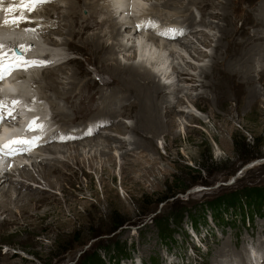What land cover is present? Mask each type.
<instances>
[{"label": "rangeland", "instance_id": "obj_1", "mask_svg": "<svg viewBox=\"0 0 264 264\" xmlns=\"http://www.w3.org/2000/svg\"><path fill=\"white\" fill-rule=\"evenodd\" d=\"M1 1L14 2V0H0L1 5L4 4ZM67 1L50 0L49 2L58 4L59 8L64 10ZM149 1L151 0L139 1L140 5L147 7L145 8L147 11L150 10L148 9L151 3ZM163 1L169 2V7H173L190 0ZM215 1L211 9H206V12L210 10L212 12L210 16L208 15L209 17L206 15L207 25H197L196 28L181 31L182 34L179 35L182 41L190 39L191 45L196 46L207 56L202 57L194 51L193 53L183 49V46L178 44V40L173 41V38L170 41V39L158 37V41L168 45L173 43L172 46L175 47V49H163V55L159 53L156 42L149 41L148 48L154 54L159 53L161 60L158 58L159 64L155 66L149 63L148 69L156 71L155 80L165 84L163 92L171 107L174 106L172 112L176 117L177 126L173 128L175 131H166L153 136V147L146 149L139 147L140 144L138 148L134 145V148L128 145V142L122 141L124 147L119 148L118 142L106 137L129 141L135 136L136 141L140 139L137 142L142 141L140 132L134 133L128 129L134 123L132 117L138 112V107H129L128 101H123L124 103L121 104L129 108L120 109L119 106H114V110L118 113L93 117L94 110L100 107L95 101L101 103L99 99L101 94L111 89V86L100 83L118 84L125 90L118 79L104 72L106 66L102 62V54L95 52L84 43L93 33L110 30L108 26L97 29L96 21L105 19L106 14L101 13L99 8L91 14L88 7L79 6L74 22L78 26L90 25L94 30H84L82 35L77 34L71 37L67 34L68 29L64 25L68 22L66 19L61 20L54 15L46 16L44 11H41L35 26L42 39L41 47L49 48L48 51L56 49L60 58L64 56L65 59L72 60L64 63L60 68L54 64L46 67L49 74L51 73L50 77L54 76L59 81L57 87L59 94L47 87V83H52L43 71L42 73L35 71L32 75L31 79L37 76L38 81L31 83V88L37 97H43L41 104L43 109L46 107V110L53 115L56 110L66 114L67 118L57 115L65 125L72 126L71 122L75 123V127L84 125L80 123L89 118L85 117L87 111H92L88 121L100 118V126L97 125L93 127L95 129H92L98 130L97 135L102 134L99 143L104 144L108 138L110 145L116 147L113 150L115 161L110 170L112 174H101L97 170L95 172L88 168V160L95 152H98L102 144L91 148L79 146V152H82L80 159L83 160L84 166L82 170L78 169L72 164L75 152L72 144L75 146L77 142L82 143L92 139L93 135L91 136V132L86 133L88 135H80L70 130L68 131L69 135H72L70 138L62 140L54 138L50 140L51 142L47 144L44 142L37 147L38 157L36 155L33 157L32 154L29 158H19L26 161L25 171L28 172L29 180L24 176L21 179L16 178L24 183L26 181L34 189L37 185L43 205L36 208L30 206L27 212L16 209L17 212L8 217L12 218L14 223L0 225V264H84L91 256L94 258L99 256L96 264H242L238 262L237 257H234V253L245 248L244 257L247 252L252 257L257 254L255 249L261 248L257 239L264 240V80L261 82L258 80L264 79V74L261 75L259 72L258 75L255 73L253 75L259 101L254 108H249L233 98L236 89L234 83L237 84L240 80L238 76L233 77L228 73L224 62H218L214 70L215 77L220 75L216 77L215 85L223 81L225 86L224 89H219L220 94L227 92L224 98L228 102H221V105H217L220 100H214L213 94L211 95L208 89L199 86L202 80L205 81L200 77L199 71L200 69L209 70L211 65L215 41L220 35L215 25L217 22L224 24L221 14L225 13V9H221V4L227 5L229 22L233 20V25L228 27L227 31L233 28L235 40L239 42L242 40L240 38L244 37L239 35L240 31L245 36H252L257 30L259 33L264 31V26L255 24L254 8L260 0ZM156 4L160 5V3ZM135 5L137 4H132V6ZM202 5H193L187 12L193 13L196 22L203 15V10L199 8ZM159 8L163 9L161 5ZM179 8H172V10ZM172 10L152 11H155L159 19L161 18L160 20L155 18L158 23L162 19L164 21L161 23L175 17L176 21L180 22L186 12L181 17ZM112 12L110 9L109 15H113ZM123 14L114 15L120 20L127 15ZM128 18L133 19L130 16ZM48 25L58 26L61 32H42L41 29ZM193 29L203 31L205 34L203 44L197 39L202 36H195L196 32ZM4 32L6 30L2 27L0 33ZM122 33L121 37L128 34L127 31ZM129 34H132V31ZM111 35L113 33L104 35L107 43H114ZM8 37L15 39L14 35ZM52 40L59 46L52 44ZM65 41L70 42L69 46L62 45ZM124 42L127 41L124 40ZM230 42L231 38L224 39L222 45L227 46ZM130 53L132 50L119 53L120 61L129 62L130 60L126 57ZM226 60H232V58L226 54L224 61ZM259 65L260 62H256L257 70ZM181 68L187 73L176 78V71L182 70ZM260 68L264 70V67ZM163 74L171 76L166 78ZM13 86L21 87L20 84H13ZM242 87L245 90L248 89L246 84ZM70 90L75 91L72 97L64 98L63 94ZM180 100L181 102L178 103ZM78 105H80L79 110H77ZM123 112L125 114H120ZM180 112H184L185 115ZM190 114L197 119L189 122ZM79 116H82L80 118L83 120L78 118ZM200 116H203V119ZM59 126L63 133L67 132L66 129L63 131L64 125L60 122ZM124 130L126 134L122 135L121 132ZM103 133H107L106 136H103ZM146 136L148 137H144L145 141L152 138L149 133ZM49 145L59 150L48 153L46 149ZM42 158L52 160L53 166L60 165L56 161L60 163L61 160H67L74 168L67 172L63 180L54 172L46 175V178L52 182L50 185L51 183L46 182L44 174L33 170L35 163L39 164L40 168L51 167L45 162L41 163ZM6 161L9 162L8 157ZM100 161V158L95 159L94 166L100 168ZM252 161L254 164L251 167H244ZM235 175L237 178L232 181ZM183 185L187 188L179 189ZM243 189H250L252 193L240 194L239 191ZM173 191L175 194L169 196ZM224 194L233 195L228 199H230L229 202H234L227 204L219 201ZM249 196L252 198L250 199ZM15 202L18 203L17 207L24 203L22 200ZM47 209H50L47 217L36 216V212ZM175 213H180L181 217L178 221L171 219V215ZM3 218L4 215H0V220ZM163 220L167 223V230H161L158 227V224L165 223ZM116 225L118 226L115 227ZM246 243L252 245L248 247ZM224 244L232 253L225 255L222 260L220 252ZM261 252L264 250L262 249ZM252 263L255 264L254 261Z\"/></svg>", "mask_w": 264, "mask_h": 264}, {"label": "bare ground", "instance_id": "obj_2", "mask_svg": "<svg viewBox=\"0 0 264 264\" xmlns=\"http://www.w3.org/2000/svg\"><path fill=\"white\" fill-rule=\"evenodd\" d=\"M49 1L50 0H45V2L41 5H39L40 4V2H39L36 4L37 6H35V7H33L34 6L33 3L28 2V0H14V2H11V3L1 1L6 6H4V4H2L3 6L0 4V8H1L0 9V27L1 28L3 27L4 30H6V32L0 33V42L4 41L9 35L10 36L14 35L15 39H19L20 37H23V36L26 39H28L29 34L30 35H36V31H34L31 28L26 27V26H30V27L35 28V26L37 25V22H38L37 17L39 15L41 16V14H40L41 11L42 12L44 11L46 16L54 15L58 19H61V20L66 19L69 23L68 22L64 23V25H65V28L68 29L67 34H69L71 37H74L77 34L82 35V32L84 30H88V29L94 30V28L90 25H87V24H82L81 26H78L74 22V18L76 17V12H77L78 7L79 6L88 7L89 8L88 11L91 14H94L95 9L99 8L101 13L106 14V17H105V19H102L100 21H96L97 26H98L97 29L108 26V28L110 30L108 32L107 31H103V32L100 31L101 34L100 33H93L92 36L87 37V39L84 43L89 45L91 47V49L93 48L95 52L102 54L101 55L102 56V62L106 66V68L104 69V72L107 74H110L114 78L118 79L120 84H121V87H125V90H123L124 88H120V85L118 86V84L113 85V84L100 83L101 85L103 84L104 86H111V89H109L108 91L101 94V98H99V99L102 101L101 102L102 104L99 103L98 101H95V103L97 102V105L100 107H98L97 109L94 110L93 117H98V116L101 117V116H106V115L110 116L113 113H116L117 110H114L115 109L114 106H119L120 109L129 108L131 106L132 107L133 106L138 107V112H136L135 115L133 114L134 116L132 117L134 123H132L128 127V129L130 130V132H132V131L134 133L140 132L143 139H142V141L137 142L140 139H138L136 141L135 136L133 138H131L129 141H127L125 139H121V138L117 139V138H114L111 136H106L107 133L106 134L103 133V136H106L109 139L114 140L115 142H118L119 144L117 147H119V148H123L124 143L128 142V145L129 144L132 146L135 145L136 148H138V144H140L139 147H144L146 149L149 147H153V136L157 135L158 133H165L166 131H168V132L173 131L174 130L173 128H175V126H177L176 117L173 115V112H172V109L174 106L171 107L169 100L166 98V94L163 92V89H165V84H161L159 80L156 81L157 79L155 80L156 76L154 75V73L156 71L154 72V71H151V69H148L149 68L148 64L150 63V65H152V63H153L154 66L159 64V61L161 60L159 58L160 57L159 53L163 54V49H167V50L168 49H175V47L172 46L173 43L168 45V43L165 44L161 41H158V37H160V35H157V38H156V33L153 35V32H163V31L168 30L169 33L166 35L167 39H170V41H171V38L174 39L173 41L178 40V44L182 45L183 49H186L189 52L194 51L195 53H198V55L205 57V56H207L206 54H203L200 51V49H198L196 46L194 47L191 45L190 39L182 41L181 39H179V35L176 34L175 31L171 35H169V34L171 32V29L181 32V30L178 29L179 25H180V28L182 29V31L187 30V29H191L194 27L196 28L197 25L198 26L203 25V24L207 25L208 22L206 21V18H207L206 15L210 16L212 12H211V10L209 12H206V9H211L212 5L216 1L215 0H190V1L188 0L189 2L186 1L187 3L183 2V3L178 4L176 6L170 5L173 7H169V5H168L169 2H167V1L151 0V1H149V2H151L149 5L150 8H148V9H150L149 11H147V9H145L147 7H143V5H140L141 4L139 2L140 0H68L67 4H65V6H64V8H65L64 10L59 8L58 4H53ZM51 1H53V0H51ZM144 1H148V0H144ZM133 3H135L137 5L132 6ZM156 3H160V5L163 9H168V10H172V8L180 7L179 9L172 10V11L176 12V14H178L179 16H181L185 12L187 13L189 11V8H191L193 5L203 4L201 7H199L201 10H203V15L201 16L199 21L196 22L193 13H191V14L185 13L183 17L181 16L183 19H181L180 22L176 21V17H175L174 18L175 21H173V19L172 20L166 19V21L163 22L162 25L157 26L156 24L158 22L155 21V18L158 20H160L161 18L159 19V17L157 15H155V11H152V10H155V9L163 10V9H160L159 8L160 5H157ZM7 4L10 7H7L8 6ZM100 5H103V6H100ZM218 5H220V4L218 3ZM31 7H33V8H31ZM119 7L122 8L123 11L122 12H120V10L116 11L115 13H118V16H120L121 14L124 15L123 13L128 14V10H130L134 13H137V16H135L134 19H129L128 18L129 16L127 17V15L124 17L121 16L123 18L119 20V19L115 18V15L113 14V12H112V14L114 16L109 15V10L111 8L117 9ZM221 7H222L221 9H225V11H224L225 13L221 14L222 15L221 20H223L224 24L222 25V24H219L217 22V25H215L217 27V30L220 33V35H219V38L215 41V49H214L215 52L212 55L211 65L209 67V70L208 69L207 70L200 69V71H199L200 77H202L205 80V81L202 80V83L199 86L203 87V89H208L209 93L211 95L213 94L214 100L215 99L220 100L217 102L218 103L217 105H221L222 104L221 102H224V103L228 102L227 99L224 98L227 95V92H225L223 94H220V92H219V89H224V87H225L223 81H221L218 85H215V81L217 80L216 77L220 76V75H216V77H215V75H214V70H215L216 64L218 62H222V63L224 62L228 73L233 77L238 76L239 80H240L237 84L234 83L236 85V89H235V92L233 93V95H234L233 98H235V100L239 101L241 104H246V106H248L249 108H254L258 104V101H259V95L258 94L259 93L256 90V87L254 86L255 77H253V75H254V73L258 75L259 72L261 75L264 74V70L260 68V67H264V36H262V32H264V31H261L259 33V30H257V31H255V33L252 36H250V35L245 36L242 31L238 30V32L240 31L239 35H243L244 37L240 38L242 40H240L239 42L236 41L235 40V34L233 33V28H230L231 30L227 31V28L231 27L233 25V20L231 22H229V20H228L229 18H227L229 15L228 12H226L227 5L224 6L221 4ZM254 9H255L254 13L256 15V23H255L256 26H264V0H260ZM145 10L147 12H145ZM27 16L29 18L34 17V20L31 21L30 23H26V24H23L21 22H17V23L11 22L13 19H16L19 21V18L23 17L25 19V18H27ZM217 17H219V16H217ZM44 18H46V17H44ZM5 21H9V22L5 23ZM162 21H164V20L162 19L161 22ZM148 24H150L152 27H154L153 29L151 28V30L153 32L151 30L145 31L146 26ZM41 27L43 28V26H41ZM78 27H80L81 30L78 29ZM26 28H27V30H26ZM147 29H149V27H147ZM10 31H14V32L11 33ZM41 31L42 32L44 31L46 33H49L51 31H54L55 33L61 32L58 29V26H55V25L44 26L43 30L41 29ZM123 31H124V33H125V31L128 32L127 36L125 35L124 37H121V35L123 34L122 33ZM130 31H132V34H129ZM137 32H140V34L136 35L135 33H137ZM148 32H150V33H148ZM195 32H196L195 36L196 35L202 36L201 38L198 37L197 39L203 44V36H205V34L200 29H198ZM111 33H113V35H111V38H113L114 43H107V41L104 40V35H106V34L108 35ZM143 34H145V35H143ZM144 36H145V40H144ZM228 38H231V42L229 43V45H227V46L222 45V41L224 39H228ZM160 39H165V38L161 37ZM124 40H126L127 42H124ZM149 41L156 42V45L159 48V49L157 48L159 51V53H158L159 55L154 54V52L150 51V49L148 48V45H150ZM129 42H131V43L129 44ZM34 43H35L36 49L39 46H41L40 42L37 40H34ZM175 43L177 44V42H175ZM31 44H33V43H31ZM52 44L59 46V44L56 41H53ZM69 44H70L69 41H65L62 43V45H66V46H69ZM153 45H155V44L153 43ZM51 50H53V49H51ZM129 50H132V53H130L126 58H127V60H130V61L127 63H122L119 59L118 54L121 53L122 51L127 52ZM167 50H166V52H167ZM58 53L59 52L56 53V55L53 57V59L48 60L43 68H41L40 70H38V69L35 70V71H41V73L43 71L44 74H46V76L50 80L49 82L52 83V84L47 83V87L50 90L56 91L57 94H59L57 91L59 81L57 79H55L54 76L50 77L51 73L49 74V71L46 70L47 69L46 67L51 65V64H54L55 66H59V68H60L64 65V63H69L70 60H72L69 58L61 60L62 57L60 58ZM52 54H54V53L52 52ZM52 54L50 53V51L42 52V55L44 57H49ZM226 54L229 55V58H232V60H226V62H225L224 60L226 58ZM215 56H216V58H215ZM19 59H24V58L20 57ZM11 61L14 62L13 60H11ZM256 62H260L258 70L256 69V67H257ZM217 66H218V64H217ZM181 69L182 70L176 71V73H177L176 78H178L180 76H184V74L187 73L183 68H181ZM35 71H33V74L35 73ZM169 75L166 76V74H165L164 76H166V78H168L171 76V75L170 76ZM15 76H16V78H14V79L8 78L7 80L0 82V89L2 91H5L7 89H10V90L12 89L14 91L18 90L20 92H23V94L27 95L28 97H30L29 95H31V97L28 100V103L30 104L31 98H35V96H33L34 95V93L32 92L33 90L27 84V82L30 81V79H29L30 77L27 76V73L25 74L24 72H21L20 70L16 73ZM258 80H259V82H261V80H264V79L261 78ZM53 83H54V85H53ZM13 84H20L21 87L13 86ZM243 84H246V86H248L247 90H245L242 87ZM72 91L73 90H70L68 93L63 94L64 98L66 96H69V98H71L73 93L75 92V91H73V92ZM85 93H86V91H85ZM94 96L97 98L96 95H94ZM131 97H132V101H131ZM75 98L77 99V97H75ZM42 99H43V97H37L36 99L33 100V102H32V107H34L33 112H42V110L46 109L45 106H44L45 107L44 109L41 106L40 101ZM77 101H78V99H77ZM123 101L124 102L128 101L127 106H129V107H125L124 105H122L121 103ZM179 102H181V100L178 101V103ZM39 105H40V107H38ZM79 106L80 105H78L77 110H79ZM15 107H16V104L13 105V108H15ZM2 108H3V111L5 112L4 114L6 115L8 113V112H6L7 106L5 105ZM162 109H164V113H162ZM175 109H177V108H175ZM46 111L48 112V110H46ZM31 113L32 112H27V115H29ZM43 113L44 112H42V114ZM75 113L77 115V111H75ZM91 113H92V111H87V116H85V117L90 118ZM22 114H24V113H22ZM120 114H125V112L120 113ZM175 114L177 115L178 113H175ZM181 114L185 115L184 112H182ZM57 115L61 116V118H64V116H65V118H67L66 114L62 113V111L56 110V113L54 114V116L57 117ZM80 117H82V116H79L78 118H80ZM200 117L203 119V116H200ZM200 117H198V118H200ZM89 118L80 123V124H84V125L69 128V130L72 133L76 132L80 135L81 134L83 135V134H86L88 132H91V136L93 135L92 139L86 140L82 143L77 142V144L75 146H74V144H72V146H73L72 149L75 150L74 155L72 157V159H73L72 164L74 166L78 167V169H80V170L83 169L84 164H83V160L80 159V154L82 155V152H79L80 151L79 146H83L84 148H86V146H90V148H91L93 146H96V145L100 146L102 144L101 142L99 143V141H100L99 138L102 137V134L97 135V134H99L97 132L98 130L97 131L93 130V129H95L93 127H95L97 125L100 126V123H101L99 121L100 118H97V120L88 121ZM207 118L209 119V116H207ZM196 119L197 118L195 116L190 114L189 122H190V120H196ZM81 120H83V118ZM87 122H90V123H87ZM21 123H22V121H19L17 124L11 125L7 129L15 130L16 128L22 126ZM106 129H108V128L106 127ZM66 130H68V129H66ZM34 132L35 131H33V133ZM134 133H132V134L135 135ZM148 133L152 135V138L145 141V138L148 137V136H146ZM121 134L125 135L126 131L124 130L123 132H121ZM86 135H88V134H86ZM108 138H106V142H104V144H102L101 148H98L99 153L97 152L98 153L97 154L95 152L90 157V159L88 160V168L93 169L95 172L97 170L101 174H104V173L112 174L110 170H112L111 168H112V166H114V161H115L114 155H113V150H115L116 147L112 146V144L110 145V142H109L110 140H107ZM51 139H54L52 137V135L50 137H47V140L45 141V143L47 144V142H49ZM123 140H125V141H123ZM121 141L124 143H122ZM41 144H44V141H41L40 143H38L36 145V148H35V150L32 151V154L33 153H37V154L39 153L38 150H36V149H37V147H40ZM68 145H70V144H68ZM135 146H134V148H135ZM49 147H50V145L46 149V151L48 153L49 152L55 153L56 150H59V149L54 148V147L53 148H51V147L49 148ZM40 151H41V148H40ZM101 155H104V157H101ZM36 156L38 157V155H36ZM8 158H9V162H7L6 160L4 162V158L2 156L0 157V162L3 163L2 165H0V167H1L0 168V215H4V218L0 220V225H6L9 223H14V220H12V218H8V217L12 216L14 214V212L16 211V209L20 210V212H27L28 209L30 208V206H31V208H33V207L36 208V207L43 205L42 198H41V196H39L40 191L36 187L37 185L35 186V189H34L29 184H27L26 181H25V183L27 185L23 181L20 180L22 176H24L25 178H27L29 180V176L27 175L28 172L25 171V169H26L25 167L27 164H25V162H23V163H20L19 167H16L14 165V163L12 162L11 164L13 166L11 167L10 157H8ZM97 158L98 159L100 158V160H101L100 161V163H101L100 168L95 167L94 163H93L94 160ZM18 160L22 161V159L21 160L18 159ZM35 161H36V159H35ZM51 161L52 160H47L44 158L41 159V163L45 162L47 165L51 166V167H47V168H40L39 164H36V163L33 165L34 166L33 170L35 172L40 173V174H44L46 182H48V184L51 183L50 185H52V182L46 178V175H49L50 173L53 174V172H54L57 174L58 178L63 180L65 175L67 174V172L72 171V169L74 168V166L72 164H70V162L67 160H64V161L61 160L60 163L58 161H56L60 165H54V166H53V161L52 162ZM252 164H254V163H252ZM7 168H8V170H7ZM74 172H75V170H74ZM16 177L17 178L20 177V179H17ZM40 181L41 180L39 179V182ZM36 184H38V183H36ZM50 185H48V186H50ZM22 190H29L30 192L25 193ZM19 200L20 201L22 200L24 203L22 205H20L19 207H17L18 203H16L15 201H19ZM49 211H50V209L49 210L48 209L43 210L41 212L40 211L36 212V216L38 218H45L48 216ZM257 241H258V244L262 248L263 244H264V240L259 238V239H257ZM261 248L255 249L257 251L256 252L257 254L255 253L256 255H254L253 257L250 256L248 252L246 253L245 257L243 256V250L245 252V248L243 250L240 249L238 251V253H234V257H237L238 262L240 261V262H242V264H253L252 263L253 261L255 262V264H264V252H261L262 251ZM221 249L222 250L220 252V255H221L220 257L222 260H224L225 255H227L228 253H230V254L232 253V251H229L227 249L226 244H224ZM225 249H227V250L225 251Z\"/></svg>", "mask_w": 264, "mask_h": 264}, {"label": "snow or ice", "instance_id": "obj_3", "mask_svg": "<svg viewBox=\"0 0 264 264\" xmlns=\"http://www.w3.org/2000/svg\"><path fill=\"white\" fill-rule=\"evenodd\" d=\"M28 2L35 4V3L43 2V0H28ZM8 22L9 21H5V23H8ZM11 22L17 23V22H26V21H24V18L21 17V18H19V21L16 19H13ZM43 63L44 62H36V61L29 62L27 60H17L14 62L5 63L4 57L2 55H0V80H3L5 78V76H7L12 71H15L17 69L24 68V70H26V66H43ZM0 103H2V102H0ZM14 103H18V101L14 102ZM2 120H3V116H0V121H2ZM36 127H39L42 129L43 125L37 126L36 122L32 121L29 125V130L30 131L35 130ZM40 139H41L40 137H35L31 141L26 140V139H18V140L11 141V143L12 144H24V145L31 146L33 144H38ZM5 147H8V145H5Z\"/></svg>", "mask_w": 264, "mask_h": 264}, {"label": "trees", "instance_id": "obj_4", "mask_svg": "<svg viewBox=\"0 0 264 264\" xmlns=\"http://www.w3.org/2000/svg\"><path fill=\"white\" fill-rule=\"evenodd\" d=\"M187 188V186L185 185H183L182 186V188H179V189H182V190H185ZM247 192L248 193H252V192H250V189L249 190H246V189H243V190H240L239 191V193L240 194H247ZM259 193H261V192H259ZM175 193H174V191L169 195V196H173ZM229 195H226V194H224L220 199H219V201H223L222 203H233L234 201H230L229 202V200L230 199H228V198H231L233 195H230L229 197H228ZM238 196H240V195H238ZM249 198L251 199L252 197H250L249 196ZM171 219H173V220H176V221H178L179 219H180V213H178V214H173V215H171ZM166 220V219H165ZM165 220H163V222H165ZM121 223V222H120ZM120 223H118V224H120ZM166 222L165 223H161V225L160 224H158L159 226L158 227H160V229L161 230H167V226H166ZM118 225H116L115 227H117ZM164 232V231H163ZM99 260V256L98 257H96V258H94V257H90L89 259H87L86 260V262H84V264H96V262Z\"/></svg>", "mask_w": 264, "mask_h": 264}, {"label": "water", "instance_id": "obj_5", "mask_svg": "<svg viewBox=\"0 0 264 264\" xmlns=\"http://www.w3.org/2000/svg\"><path fill=\"white\" fill-rule=\"evenodd\" d=\"M252 162H253V161H252ZM252 162H249V163L245 164L244 167H245V168H249V167H251V166L253 165ZM253 163H254V162H253ZM236 178H237V177H236V175H235V177L232 178V180H233V179H236Z\"/></svg>", "mask_w": 264, "mask_h": 264}]
</instances>
